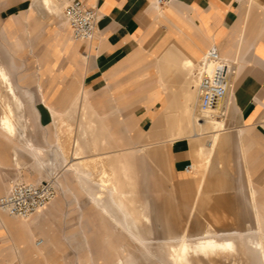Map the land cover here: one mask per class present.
Returning <instances> with one entry per match:
<instances>
[{
  "label": "crops",
  "instance_id": "obj_1",
  "mask_svg": "<svg viewBox=\"0 0 264 264\" xmlns=\"http://www.w3.org/2000/svg\"><path fill=\"white\" fill-rule=\"evenodd\" d=\"M69 1L60 0V3L68 4ZM83 2L96 8L99 14L96 34L90 42L75 41L69 30L60 29L59 20L47 17V8L37 0L2 27L3 35L9 38H15L12 29L20 25L30 34L36 30L41 32L45 54L38 57L36 67L39 70L35 78L45 107L53 113V108H57L53 98L66 81L69 86L65 98L73 105L93 110L100 121L132 119L133 126L138 129L135 143L152 144L160 139H170L157 144L159 146L154 150L151 144L145 145L143 151L154 157L164 154L169 158L171 173L179 179L188 177L185 168L191 164L186 155L190 145L183 141L189 137L200 140L205 132L213 138L215 130L202 126L197 132L194 123L191 133H178L180 131L169 128L170 124L181 121L192 123L189 115L195 112V107L190 105L188 109L187 100L182 102L183 96L186 99L195 64L212 46H217L222 57L236 68L228 95L221 102L223 115L218 119L232 133L231 155L238 151L239 137L253 138L257 142L258 186L264 187V0H168L161 5L157 0ZM25 47L19 41L17 51ZM0 60L13 79L16 73H21L15 69L11 54H3ZM187 61H192L194 66L186 68ZM21 80L23 84L25 79ZM193 92L191 89L196 105L198 96L195 97ZM171 108L177 111L174 117ZM227 114L231 128L225 120ZM83 121H86L85 117ZM75 142L74 160L77 163L71 168L77 179L81 182V177L95 180L93 170L96 169H101L104 175V184L100 185L102 190L89 193L93 203V198H98V208L103 216H106L103 209L112 205L111 189L118 188L120 198L125 196L126 203L130 204L131 219L138 218L137 207L141 203L136 198L126 160L120 157L106 161L83 159V148L79 141V146ZM209 145H200L194 154L204 158L210 150ZM41 149L45 153V149ZM14 153L12 161L17 168ZM10 158L9 148L0 150V198L15 177L12 174L16 169ZM245 169L251 171L250 166H244ZM245 181L256 193L255 204L264 234V204L259 203L264 199H258L257 190L247 178ZM127 184L129 191L125 190ZM103 195L109 199V204L104 203ZM111 212L119 213L121 217L116 208ZM41 222L42 213L22 221L0 212V264H33L39 259L40 247L36 246L35 237Z\"/></svg>",
  "mask_w": 264,
  "mask_h": 264
},
{
  "label": "rangeland",
  "instance_id": "obj_2",
  "mask_svg": "<svg viewBox=\"0 0 264 264\" xmlns=\"http://www.w3.org/2000/svg\"><path fill=\"white\" fill-rule=\"evenodd\" d=\"M32 3L33 0H0V56L11 54L15 69L21 70V73L15 74L13 81L25 103V114L29 119L28 137L37 147L45 149V155L37 159L24 148L22 142L14 140L10 144L1 136L0 150L3 148L10 150V163L16 169V172L13 171L12 175L15 174V177L12 180L52 182L57 190L55 201L42 212V222L36 231L35 241L42 240L43 245L38 249L39 259L33 264H115L118 252L125 243V238L115 223L109 217L103 216L89 196V193H98L102 190L100 185L104 184V175L101 169L93 170L95 180L88 181L81 177V182L71 168L77 163V160H74L75 141H79L83 148L81 152L83 159L106 161L120 157L126 160L136 198L145 209L144 214L147 217L143 219L144 223L153 226L150 229L152 236H149L152 239L148 241L153 256L146 260L138 253L140 264H161L160 261L164 259L161 243L168 225L177 233L189 230L191 234L197 233L204 227L205 222L210 223L212 229L222 231H234L240 234L247 230L253 231L254 226L237 222L230 208L235 206L239 199L248 200V195L242 191V184L246 178L257 190L258 199H264V187L258 186L257 142L253 138L249 140L239 137L238 151L231 155L228 163L230 176H234L230 177L229 192L226 194L229 201L227 204L226 202L222 204L218 200L221 196L209 186L206 187L209 193L197 195L198 184L204 175L207 174L209 181H215L216 173L219 171L217 153L213 155L208 171L205 167L206 159L198 158L194 154V150L200 145L207 146L211 143V134L205 132L200 140L189 137L183 141L186 145H190V151L186 155L194 165V172L188 177L179 179L170 172L168 157L164 154L156 157L148 156L147 152L143 151L144 146L151 143H135L138 129L133 126L132 119L124 122L119 119L116 122L100 121L93 110L88 111L85 106L73 105L70 99L65 98L68 91L66 87L69 86L66 81L53 98L57 108H53L51 113L44 105L35 78L39 70L36 67L39 63L38 57L45 54L41 32L36 30L30 34L17 24L19 28L12 29L15 38H9L2 33L5 22L11 18L15 19L21 12L30 8ZM49 19L55 18L49 17ZM60 24L59 21V26ZM19 41L26 47L17 51ZM21 79H25L23 84ZM195 82L196 79L191 78L189 90H194L193 93L197 97ZM1 89L6 96L5 88ZM185 100L183 96L182 102L185 103ZM190 105L195 107L196 118L203 115L200 113L198 103L195 105V100L191 101ZM1 113L0 106V116ZM83 117L86 121H83ZM109 118L115 119V117ZM223 119L224 117L221 118ZM225 120L231 128L228 114ZM193 125L189 121H181L178 124H170L169 129L180 131L178 133H191ZM166 140L170 139L152 142L151 148L154 150L159 146L157 144ZM15 150L19 153L21 170H18L12 161ZM244 166L246 168L250 166L251 171L244 170ZM125 190H130L128 184L125 185ZM103 201L109 204V199L104 195ZM259 203L264 204V202ZM114 214L120 216L119 213ZM237 246L239 254L236 256L222 257L213 261L195 260L193 264H256L251 256L242 254L241 241H237ZM165 261L171 264L167 258Z\"/></svg>",
  "mask_w": 264,
  "mask_h": 264
},
{
  "label": "bare ground",
  "instance_id": "obj_3",
  "mask_svg": "<svg viewBox=\"0 0 264 264\" xmlns=\"http://www.w3.org/2000/svg\"><path fill=\"white\" fill-rule=\"evenodd\" d=\"M39 2L42 3L44 8H47L45 13L50 18L59 20L61 22L60 28L69 30L72 35V30L64 19V9L70 2L67 5L66 3H60V0H37V3ZM64 5L66 6L64 7ZM193 66L194 63L192 61H187L185 64L186 68H192ZM1 88H5V92L7 93L6 96L3 94V89ZM190 90L188 88L186 92V103L188 109L190 108V102L193 99V94ZM222 101H220L213 110L203 113L201 117L196 118V114L194 112L189 115V118L190 121L195 124L197 132H200L202 126H205L206 129L215 130V136H213L209 145L210 150L204 157L206 159V171H208V169L211 167L212 158L215 153H217L219 165V171L216 173L215 181H209L207 174L205 173L204 177L201 179V182L197 180L200 182L198 184L197 194L198 196H201L203 194L209 193L206 190V187L209 186L214 188V191L218 193V196H221V198L218 199L219 202H222V204L226 202L227 204L229 200L226 194L229 192V180L231 177L229 170L230 165L228 166V163L231 158L230 149L233 147L234 141L232 133L226 129V124L220 122L218 119L223 115L221 104ZM0 106L2 109L0 116V134L3 135L10 144L13 143L14 140H18L25 144L26 148L31 150L37 156V158H43L45 155L44 151L41 148L36 147L34 142L28 137L29 119L25 114V103L14 84L11 73L7 70L1 60ZM176 113L177 111L174 108H171V116L174 117ZM75 145L79 146V142H75ZM14 157L17 168L21 169L17 151H15ZM192 168V172L185 173L187 175L192 174L194 172V165ZM24 181L32 184L45 183L44 181ZM242 185V191L246 193L249 198L245 201L239 199L237 201L238 203L230 208V212L237 222L249 226L252 225L255 227V230H247L240 234L234 231H222L215 228L212 229V225L208 222H205L204 227H202L195 234L189 233V230H186L185 233L179 234L168 229L172 227H169L168 225V231L166 230L165 238L161 243V249L164 253V259L160 261L161 264H168V262L165 261V258H167L171 264H193V261L195 260L199 262L201 260L213 261L215 259H221L222 257L236 256L239 254L237 241H241L243 243L242 254L244 256H251L254 259L252 260L256 262V264H264V234L262 233L260 214L255 204L256 193L251 189V186L248 182L245 181ZM110 196L112 199V205L108 209H103L104 213L115 223V226L120 230L122 236L125 238V243L118 252V257L115 264H140L138 253H140L143 258H146V260H149L153 256V251H150L151 247L149 246L150 243L148 242L150 239H152L149 236H152V230L150 229L153 226L144 223V218H146V215L143 213L144 206L139 204L137 207L139 217H133L131 219V212L128 208L129 203H126L125 196L122 195L120 198V192L118 188H112L110 191ZM93 200L95 205L100 207L98 198H93ZM113 208H116L120 212V218L114 216V214L111 212ZM1 213L8 215L4 212ZM192 214L194 215V212ZM8 216L11 217L10 215ZM133 216H135V213ZM32 218L19 220L29 221ZM153 232L155 233V231ZM147 242L149 243L148 245ZM36 246L41 247L37 245V242Z\"/></svg>",
  "mask_w": 264,
  "mask_h": 264
},
{
  "label": "built area",
  "instance_id": "obj_4",
  "mask_svg": "<svg viewBox=\"0 0 264 264\" xmlns=\"http://www.w3.org/2000/svg\"><path fill=\"white\" fill-rule=\"evenodd\" d=\"M167 1L157 0V4ZM64 19L69 24L75 41L90 42L94 39L99 21L96 8L88 7L81 0H73L64 9ZM194 71L198 106L202 113H207L228 95L236 68L222 57L217 46H212L196 64ZM192 167V164L188 165L185 172H192ZM56 197L57 190L52 182L32 184L15 179L10 182L6 194L0 198V211L26 220L45 211ZM37 245L42 246L43 241H37Z\"/></svg>",
  "mask_w": 264,
  "mask_h": 264
}]
</instances>
